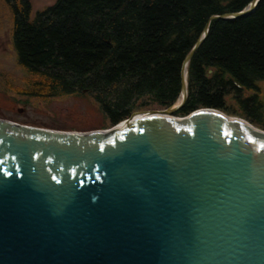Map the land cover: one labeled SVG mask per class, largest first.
<instances>
[{
  "label": "water",
  "instance_id": "water-1",
  "mask_svg": "<svg viewBox=\"0 0 264 264\" xmlns=\"http://www.w3.org/2000/svg\"><path fill=\"white\" fill-rule=\"evenodd\" d=\"M107 130L0 119V264H264V130L187 98Z\"/></svg>",
  "mask_w": 264,
  "mask_h": 264
},
{
  "label": "trees",
  "instance_id": "trees-1",
  "mask_svg": "<svg viewBox=\"0 0 264 264\" xmlns=\"http://www.w3.org/2000/svg\"><path fill=\"white\" fill-rule=\"evenodd\" d=\"M251 1L57 0L32 19L26 3L10 6L20 94L40 101L86 96L108 127L153 105L169 108L208 20ZM186 72L187 98L176 116L214 109L264 130V0L246 16L211 20Z\"/></svg>",
  "mask_w": 264,
  "mask_h": 264
},
{
  "label": "rangeland",
  "instance_id": "rangeland-1",
  "mask_svg": "<svg viewBox=\"0 0 264 264\" xmlns=\"http://www.w3.org/2000/svg\"><path fill=\"white\" fill-rule=\"evenodd\" d=\"M56 1L30 0L31 19L37 12L55 4ZM10 22L9 13L0 15V119L36 128L66 132L85 133L112 128L106 126L97 105L86 96L68 95L40 101L20 94L23 89L20 78L22 73H19L16 64V54L10 36ZM9 82L14 85L12 89L8 86ZM260 89L259 96L262 99L264 83L260 84ZM151 110L163 109L153 105L141 111ZM175 113L170 116L181 118ZM261 118L264 123V114ZM104 127L105 129H103Z\"/></svg>",
  "mask_w": 264,
  "mask_h": 264
},
{
  "label": "flooded vegetation",
  "instance_id": "flooded-vegetation-1",
  "mask_svg": "<svg viewBox=\"0 0 264 264\" xmlns=\"http://www.w3.org/2000/svg\"><path fill=\"white\" fill-rule=\"evenodd\" d=\"M5 1H6L5 3L7 4V6H3L2 1L0 0V15L2 13H9V11H8L9 7L14 6L20 2L26 3L27 5H29V7L31 6L30 0H5ZM1 5H2V7H1ZM3 10H5V11L3 12Z\"/></svg>",
  "mask_w": 264,
  "mask_h": 264
}]
</instances>
